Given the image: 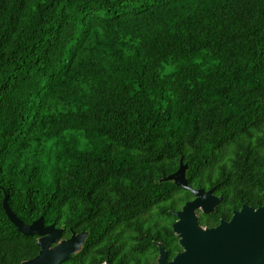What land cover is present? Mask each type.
Masks as SVG:
<instances>
[{"label": "trees", "instance_id": "16d2710c", "mask_svg": "<svg viewBox=\"0 0 264 264\" xmlns=\"http://www.w3.org/2000/svg\"><path fill=\"white\" fill-rule=\"evenodd\" d=\"M264 206V0H0V264H157L183 188ZM179 178V182L175 181ZM9 212V213H8Z\"/></svg>", "mask_w": 264, "mask_h": 264}, {"label": "water", "instance_id": "95a60500", "mask_svg": "<svg viewBox=\"0 0 264 264\" xmlns=\"http://www.w3.org/2000/svg\"><path fill=\"white\" fill-rule=\"evenodd\" d=\"M181 184L193 195V200L176 213L178 220L173 225L183 253L168 262L167 253L160 248L157 264H264V206H244L234 212L230 222L221 221L218 227L207 229L199 225L196 212L209 215L222 199L212 191L191 189L183 180ZM9 217L24 235L39 236V255L22 264H63L76 253L85 236L74 234L63 240V230L45 227L41 219L26 226L10 213Z\"/></svg>", "mask_w": 264, "mask_h": 264}, {"label": "rangeland", "instance_id": "374dc122", "mask_svg": "<svg viewBox=\"0 0 264 264\" xmlns=\"http://www.w3.org/2000/svg\"><path fill=\"white\" fill-rule=\"evenodd\" d=\"M182 179H183V181H184V178H183V177H182ZM175 181L179 182V178H175ZM201 213H202L201 211L196 212V215H197L198 219H199V215H200ZM82 243H83V241H82ZM81 246H82V245H80V247L76 250V252L79 251V249L81 248Z\"/></svg>", "mask_w": 264, "mask_h": 264}, {"label": "flooded vegetation", "instance_id": "af4514ba", "mask_svg": "<svg viewBox=\"0 0 264 264\" xmlns=\"http://www.w3.org/2000/svg\"><path fill=\"white\" fill-rule=\"evenodd\" d=\"M204 228H205V227H204ZM165 252H166V251H165ZM166 253H167V252H166ZM181 253H183V249H182V252H181ZM179 254H180V253H179ZM167 255H168V254H167ZM173 259H174V258H173ZM173 259H172V260H173ZM167 260H168V258H167ZM172 260H171V261H172ZM157 261H158V260H157ZM171 261L168 260V262H171Z\"/></svg>", "mask_w": 264, "mask_h": 264}]
</instances>
